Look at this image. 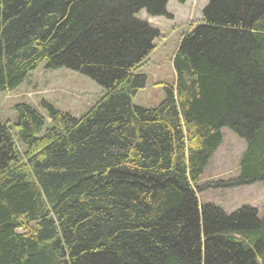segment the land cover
<instances>
[{
  "label": "trees",
  "instance_id": "1",
  "mask_svg": "<svg viewBox=\"0 0 264 264\" xmlns=\"http://www.w3.org/2000/svg\"><path fill=\"white\" fill-rule=\"evenodd\" d=\"M168 1L0 0V95L42 63L104 90L79 118L47 101L0 114V264H264V215L198 197L224 128L246 148L215 187L264 185V0H208L144 108L159 31L141 16L172 19Z\"/></svg>",
  "mask_w": 264,
  "mask_h": 264
},
{
  "label": "rangeland",
  "instance_id": "2",
  "mask_svg": "<svg viewBox=\"0 0 264 264\" xmlns=\"http://www.w3.org/2000/svg\"><path fill=\"white\" fill-rule=\"evenodd\" d=\"M167 12L172 19L148 17L146 12L141 18L159 31L154 42V52L148 56L139 73L148 77L147 88L137 93L135 104L144 108H157L166 98V85H173L176 74L173 58L178 51L181 39L193 26L203 21V9L208 0H169ZM23 85L16 91L0 95V114L6 122L14 124L17 113L14 108L20 103L32 105L40 112L41 105L47 101L64 113L75 118L87 113L104 94L102 87L90 78L68 69L49 71L45 63L31 72ZM49 123V120H47ZM223 143L209 162V166L198 182L199 199L202 204H214L227 214H234L240 208L249 206L264 215V185L256 182L233 188H218L221 181L229 182L238 177L239 161L246 148V140L240 139L229 128L223 129Z\"/></svg>",
  "mask_w": 264,
  "mask_h": 264
}]
</instances>
